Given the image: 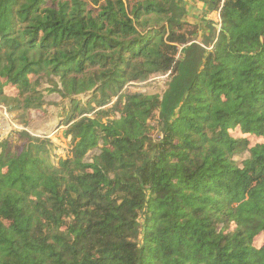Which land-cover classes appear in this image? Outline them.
I'll return each mask as SVG.
<instances>
[{
    "label": "trees",
    "instance_id": "16d2710c",
    "mask_svg": "<svg viewBox=\"0 0 264 264\" xmlns=\"http://www.w3.org/2000/svg\"><path fill=\"white\" fill-rule=\"evenodd\" d=\"M219 4L0 0V103L67 100L63 155L0 143V264H264V0Z\"/></svg>",
    "mask_w": 264,
    "mask_h": 264
},
{
    "label": "rangeland",
    "instance_id": "374dc122",
    "mask_svg": "<svg viewBox=\"0 0 264 264\" xmlns=\"http://www.w3.org/2000/svg\"><path fill=\"white\" fill-rule=\"evenodd\" d=\"M207 0L209 7H211L212 3H215L217 0ZM223 0H220V6L222 5ZM185 11V9H183ZM189 17L186 18V15L183 16L184 20L187 21L189 24L197 25L198 27V36L200 39H202L204 36H211L209 33L203 34L202 30V19L197 18L198 22H194L193 18V12H189ZM211 21L215 24L216 27H214V34L218 32L220 29V18H219V11L218 10H212L211 13ZM187 15V16H188ZM186 18V19H185ZM190 18V19H189ZM210 32V30H209ZM198 42H201L199 40ZM167 75H155L149 78L145 82L141 83H127L123 89L122 93H134V92H144L148 94H159L161 95L163 91L166 89V83H167ZM47 85L45 84L44 87ZM45 100L48 102L50 107H47L48 105H44L43 107L46 108L43 109H33L30 110L27 114H25L24 119H22V122H19V125L22 127V130L16 133V136L20 134L21 132H26L34 137H50L53 143L58 147L56 148V153H59L63 155L62 146L67 144V138L65 136L66 131V114H63V109H66L67 111V100H62L61 97L57 93H44ZM82 99H85V97H82ZM116 100V98H113L111 103H113ZM64 106V107H63ZM112 115H116V111H110ZM114 112V113H113ZM13 141H17L18 144H20L18 137H15ZM24 142V141H21ZM93 153V152H92ZM90 153L88 157L92 154Z\"/></svg>",
    "mask_w": 264,
    "mask_h": 264
},
{
    "label": "crops",
    "instance_id": "0c3cea01",
    "mask_svg": "<svg viewBox=\"0 0 264 264\" xmlns=\"http://www.w3.org/2000/svg\"><path fill=\"white\" fill-rule=\"evenodd\" d=\"M176 1H177V4L179 6H181L183 9H185L183 16H185L187 13L190 14L189 12H193L192 13L193 18H195L194 22H198L197 18L202 19L201 20L202 25H203V27H205L202 30L203 34L209 33V30H210L209 26H212L213 28L216 27L215 24L212 23V21L210 20L211 15H212L211 14L212 10L210 8H208L209 4L206 0H176ZM187 15H186V18L189 17V15L188 16ZM46 105H48L47 107H50L48 102ZM43 109L46 110L45 107H43Z\"/></svg>",
    "mask_w": 264,
    "mask_h": 264
},
{
    "label": "built area",
    "instance_id": "2783aa9c",
    "mask_svg": "<svg viewBox=\"0 0 264 264\" xmlns=\"http://www.w3.org/2000/svg\"><path fill=\"white\" fill-rule=\"evenodd\" d=\"M22 130L15 114L8 111L7 107L0 103V143L7 139H15L16 133Z\"/></svg>",
    "mask_w": 264,
    "mask_h": 264
},
{
    "label": "flooded vegetation",
    "instance_id": "af4514ba",
    "mask_svg": "<svg viewBox=\"0 0 264 264\" xmlns=\"http://www.w3.org/2000/svg\"><path fill=\"white\" fill-rule=\"evenodd\" d=\"M212 2H214V1L212 0Z\"/></svg>",
    "mask_w": 264,
    "mask_h": 264
},
{
    "label": "water",
    "instance_id": "95a60500",
    "mask_svg": "<svg viewBox=\"0 0 264 264\" xmlns=\"http://www.w3.org/2000/svg\"><path fill=\"white\" fill-rule=\"evenodd\" d=\"M207 1V0H206Z\"/></svg>",
    "mask_w": 264,
    "mask_h": 264
}]
</instances>
